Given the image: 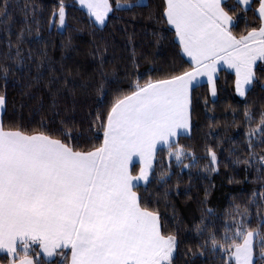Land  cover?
<instances>
[{
  "label": "snow or ice",
  "instance_id": "6c2138e0",
  "mask_svg": "<svg viewBox=\"0 0 264 264\" xmlns=\"http://www.w3.org/2000/svg\"><path fill=\"white\" fill-rule=\"evenodd\" d=\"M77 2L94 27L106 26L114 10L135 14L148 6L146 0H116L115 6L111 0ZM250 2L237 0L239 10L246 14ZM7 6L4 0L0 11L6 12ZM56 16L51 23L67 27L64 0H59ZM254 18L258 25H246V33L237 36L236 11L225 0H162L158 21L172 30L171 43L181 59L188 58V67L159 78L149 75L143 83L137 78L126 89L118 87L106 112L98 111L89 124L87 131L98 142L88 148L82 147L79 131L73 135L74 123L61 120L60 127L48 130L43 123L29 129L0 120V253L8 264H52L57 256L61 259L56 264H175L178 235L163 230L158 206L142 197L141 189L146 191L151 182L161 146L177 165L190 168L196 163L180 137L191 132L192 93L201 77L207 78L213 97L221 65L234 71L239 96L255 84V66L264 64V0H258ZM22 38L23 33L17 41ZM16 60L23 64L19 47ZM3 72L6 79L9 68L4 66ZM97 91L106 95L104 83ZM6 100L0 93V109ZM245 119L254 120L248 109ZM246 136L249 158L236 163L249 165L256 162L254 137L264 143V111ZM207 155V167L216 171L215 150L209 147ZM185 159L191 162L184 164ZM256 163L257 171L264 170V155ZM166 176L168 172H161L158 183L166 184ZM260 199L264 201V193ZM249 216L248 207L241 210L237 205L222 235L213 230L204 237L200 254L220 252L224 264H264V217H258L253 228ZM206 227L198 225L197 233L203 235ZM189 253L196 255L192 249Z\"/></svg>",
  "mask_w": 264,
  "mask_h": 264
},
{
  "label": "trees",
  "instance_id": "16d2710c",
  "mask_svg": "<svg viewBox=\"0 0 264 264\" xmlns=\"http://www.w3.org/2000/svg\"><path fill=\"white\" fill-rule=\"evenodd\" d=\"M115 2L111 0L113 6ZM64 3L67 27L62 30L51 23L59 0H8L7 11H0V93L7 98L0 120L6 125L17 122L29 129L43 123L48 130L60 127L61 120L74 123L73 135L79 131L82 147L88 148L98 142L91 139L89 124L98 111L106 112L118 87L126 89L137 78L143 83L149 75L159 78L173 69H186L188 63L171 43L172 30L158 21L162 0H146L148 6L135 14L114 10L103 27L91 25L76 0ZM225 3L236 11L233 31L237 36L246 33V25H258L254 18L258 0H251L246 14L235 0ZM3 5L4 0H0V8ZM21 33L23 38L17 41ZM17 47L23 57L22 65L16 60ZM4 66L9 68L6 79ZM255 69V84L241 99L234 94V76L223 69L216 76L214 99L206 84L195 88L191 132L181 136L180 143L192 150L196 163L184 168L174 158L169 160L167 150L161 148L156 154L151 182L146 191L141 189L142 197L158 206L163 230L178 235L180 247L175 264H224L220 252L205 250L201 255L198 245L204 243L210 231L223 234L222 226L232 223L237 205L241 210L249 208L253 228L258 217H264V201L260 199L264 193V170L257 171L256 163L264 155V143L254 137L256 162L236 163L237 159L249 158L246 133L264 111V64ZM102 83L106 93L103 97L97 91ZM246 109L254 116L251 122L245 119ZM98 135L102 139V132ZM85 139L87 143L83 142ZM209 147L219 160L216 171L207 167ZM161 172L169 173L166 184L158 183ZM208 209H212L211 215L207 214ZM198 225L207 226L203 235L197 233ZM189 249L196 255L192 256ZM255 255H260L259 248ZM60 259L55 257L52 264ZM0 264H8L5 254L0 255Z\"/></svg>",
  "mask_w": 264,
  "mask_h": 264
},
{
  "label": "crops",
  "instance_id": "0c3cea01",
  "mask_svg": "<svg viewBox=\"0 0 264 264\" xmlns=\"http://www.w3.org/2000/svg\"><path fill=\"white\" fill-rule=\"evenodd\" d=\"M226 1V0H225ZM235 2L237 3V0H235ZM76 3L78 4V2H77V0H76ZM78 6L80 7V5L78 4ZM250 6V5H249ZM249 6H247V9L249 8ZM241 7V6H240ZM81 8V7H80ZM84 10V9H83ZM85 12H86V10H84ZM87 13V12H86ZM98 27H101V26H98ZM186 61L188 60V58L187 57H183ZM258 64H261L260 62H257V65ZM256 65V66H257ZM255 66V67H256ZM221 69H223V70H225V71H228L229 73H231L233 76H234V94H236V95H238L237 93H236V91H235V73H234V71L233 70H231V69H227L225 66H223V65H221L219 68H218V71L219 70H221ZM218 71H217V73H218ZM201 84H206L207 85V78L206 77H201L200 78V84L199 85H201ZM207 87H208V85H207ZM251 87V86H250ZM250 89V88H249ZM208 92H209V90H208ZM209 96H210V98H212V99H214L215 97H213L212 95H211V93L209 92ZM237 98H239V99H241V98H243V97H241V96H237ZM2 112H3V109H0V118H1V114H2ZM185 135H187V134H185ZM161 148H162V146H161ZM136 166L139 168V165L138 164H136ZM1 254H3V253H0V255ZM69 257H70V252H69Z\"/></svg>",
  "mask_w": 264,
  "mask_h": 264
},
{
  "label": "rangeland",
  "instance_id": "374dc122",
  "mask_svg": "<svg viewBox=\"0 0 264 264\" xmlns=\"http://www.w3.org/2000/svg\"><path fill=\"white\" fill-rule=\"evenodd\" d=\"M56 20H58V16H56V17H54ZM55 27H56V29L57 30H62L61 28H60V26L58 25V23H55ZM235 96L237 97L238 95H236L235 94Z\"/></svg>",
  "mask_w": 264,
  "mask_h": 264
}]
</instances>
